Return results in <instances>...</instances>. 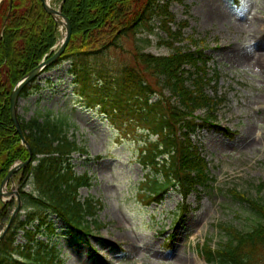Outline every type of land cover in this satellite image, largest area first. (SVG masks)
Returning <instances> with one entry per match:
<instances>
[{
  "label": "trees",
  "instance_id": "1",
  "mask_svg": "<svg viewBox=\"0 0 264 264\" xmlns=\"http://www.w3.org/2000/svg\"><path fill=\"white\" fill-rule=\"evenodd\" d=\"M62 13L71 21L72 37L58 63H71L77 93L88 107L99 108L114 129L139 144L140 164L147 171L140 184L142 198L160 202L172 189L186 200L191 192L207 188L210 168L193 137L207 126L220 128L211 119L225 98L215 86L213 96L207 92L218 81L208 76L197 40L188 37L194 48L175 47L183 41L186 23L172 30L176 19L169 3L159 0H64ZM156 14L167 30L161 44L173 51L168 56L145 53L140 45L139 35L151 31ZM60 37L41 0L0 3V186L15 163L31 157L12 121V90L54 54ZM127 42L134 43L133 49L126 48ZM28 92L26 88L21 96ZM69 127L59 115L23 120L33 156L14 177H21L25 219L18 215L0 241V264H64L51 240L53 216L77 237L101 230L98 215L105 205L79 196L81 189L92 186V177L74 172L73 156L88 152ZM233 193L249 205L252 227L244 231L233 224L215 225L227 239L216 247L205 242L201 254L208 264H264V199ZM12 204L1 205L0 234L12 216ZM21 231L24 243L18 241Z\"/></svg>",
  "mask_w": 264,
  "mask_h": 264
},
{
  "label": "rangeland",
  "instance_id": "2",
  "mask_svg": "<svg viewBox=\"0 0 264 264\" xmlns=\"http://www.w3.org/2000/svg\"><path fill=\"white\" fill-rule=\"evenodd\" d=\"M159 2L169 3L176 19L172 30L186 23L183 41L175 47L194 48L188 37L197 40L207 60L208 76L218 81L207 92L213 96L215 86L225 98L211 119L220 128L207 126L193 137L207 160L212 181L186 200L172 189L160 202L144 200L140 184L147 171L140 164L139 144L114 129L99 108L88 107L77 93L71 63L62 61L43 72L20 97L17 112L20 123L47 114L67 121L70 134L88 152L72 160L76 174L92 177V186L81 189L79 196L82 200L95 197L105 205L98 215L101 230L89 236H75L60 218L52 217L55 233L51 240L64 264H199L200 259L208 264L201 246L208 242L216 247L227 239L215 225L233 224L248 231L254 223L249 205L233 191L264 199V0ZM60 3L51 0L57 8ZM166 31L156 14L151 31L139 35L142 51L155 56L172 53L161 44L167 40ZM59 33L61 42V29ZM133 46L127 42L126 48ZM20 180L13 184L18 191ZM9 201H13L12 214L16 196L0 198V208ZM20 219H25L24 212ZM22 236L21 231L19 243H24Z\"/></svg>",
  "mask_w": 264,
  "mask_h": 264
},
{
  "label": "water",
  "instance_id": "3",
  "mask_svg": "<svg viewBox=\"0 0 264 264\" xmlns=\"http://www.w3.org/2000/svg\"><path fill=\"white\" fill-rule=\"evenodd\" d=\"M3 0H0V3ZM62 5L59 8V10H56L55 8H53L50 3H47V0H41V3H43L44 9L47 12V14H50L56 21V24L58 25V27L60 26V24H64L65 25V37L63 38L62 42L60 43V48L57 52H55V54H53L52 56H50V58H46L44 61H42L40 63V65L29 72V74H27L25 77H23L19 83L14 87V89L12 90V94L10 95L9 101L11 102V106H10V110L12 112V121L15 124L16 127V132L17 134L20 135L21 140H22V144H24L28 150L29 153L31 155V157L29 158V160H27L26 162L23 163H17L15 165H13L12 169L9 171V173L7 174L6 178L2 181L1 184V192H0V198H3V196L5 197H14L16 196V198L18 199V206L15 208L14 210V214L11 217V221L10 223L6 226V228L4 229V232L2 235H0V241L5 237V234L8 232V229L10 228V226L13 224V222L15 221V217L17 216V214L21 211V206H22V201L19 195V192L14 188V177L13 175L18 172L20 169H22L24 166L28 165L31 160H32V149L31 146L27 143L26 141V137H25V133L23 132L22 129V125L19 122V118H18V104H19V100L21 97L22 92L24 91V89H26L27 87H30V85L35 82L36 80H38V78L40 77V75L48 68H50L51 66L55 65L61 58V55L65 52V50L68 47V44L71 40V36H72V24L71 21L68 19V17L62 13V7L64 4V0L62 1ZM62 17L63 20H59L58 17ZM9 183H12V189L11 191H8V185Z\"/></svg>",
  "mask_w": 264,
  "mask_h": 264
},
{
  "label": "bare ground",
  "instance_id": "4",
  "mask_svg": "<svg viewBox=\"0 0 264 264\" xmlns=\"http://www.w3.org/2000/svg\"><path fill=\"white\" fill-rule=\"evenodd\" d=\"M47 3H51V0H47ZM58 19H59V20H63V18L60 17V16L58 17ZM223 20H224V19H223ZM224 21H225V20H224ZM64 27H65L64 24H63V25H62V24L60 25V29H61V32H62V35H63L62 39L65 37V35H64V34H65V28H64ZM62 39H61V40H62ZM199 264H205V263L200 259Z\"/></svg>",
  "mask_w": 264,
  "mask_h": 264
}]
</instances>
